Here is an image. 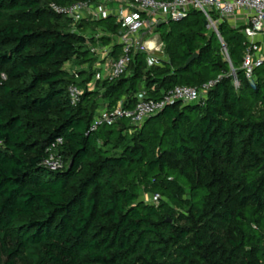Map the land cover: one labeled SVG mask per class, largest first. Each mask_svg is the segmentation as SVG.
I'll list each match as a JSON object with an SVG mask.
<instances>
[{
    "label": "trees",
    "instance_id": "1",
    "mask_svg": "<svg viewBox=\"0 0 264 264\" xmlns=\"http://www.w3.org/2000/svg\"><path fill=\"white\" fill-rule=\"evenodd\" d=\"M80 1L0 0V264H264V64L252 81L242 69L244 27L218 25L228 61L192 9L161 34L166 59L138 52L126 73L95 82L85 32L120 25L51 6ZM210 82L198 102L91 130L104 105ZM57 137L65 166L52 171L43 163Z\"/></svg>",
    "mask_w": 264,
    "mask_h": 264
},
{
    "label": "built area",
    "instance_id": "2",
    "mask_svg": "<svg viewBox=\"0 0 264 264\" xmlns=\"http://www.w3.org/2000/svg\"><path fill=\"white\" fill-rule=\"evenodd\" d=\"M51 6L56 13L66 15L74 22H95L112 17L120 25L116 37L122 52L118 57L114 56L112 45L92 49L95 54L99 49V54L103 57V62L99 61L95 69V82L103 78L113 79L126 73L133 54L138 52L148 55L150 65L158 63L160 58L156 54L160 51L164 52L163 43L149 41L148 37L156 31L159 23L180 21L192 9L204 13L208 27L217 33L228 61L230 58L227 47L218 25L223 21L230 23L242 11L245 22L234 25V27H244L242 32L248 41L242 69L252 81L254 69L264 64V56L260 55L264 41L257 40L264 35V0H86L69 6H59L55 3ZM213 84V82L205 84L203 89L179 85L168 90L161 98H150L146 91H141L137 103L132 108L125 107L122 101L113 107L109 105L101 107L94 117L91 130H97L103 124H113L122 118L130 119L134 124H141L146 118L160 112L171 103L200 101L203 93ZM234 85L236 88L241 85L236 76ZM82 92L81 88L71 86L73 104L78 103ZM63 143L64 139L57 137L47 148L48 156L43 164L52 171L61 170L65 166L60 155Z\"/></svg>",
    "mask_w": 264,
    "mask_h": 264
},
{
    "label": "rangeland",
    "instance_id": "3",
    "mask_svg": "<svg viewBox=\"0 0 264 264\" xmlns=\"http://www.w3.org/2000/svg\"><path fill=\"white\" fill-rule=\"evenodd\" d=\"M175 22H168L166 23L165 25H162V27L160 29H158L157 31H155L154 33H152L149 37H148V40L149 41H157V42H160L161 39V34L168 30L172 25H174ZM212 31L213 30H210V29H207L206 30V33H207V36H210L212 34ZM85 35H86V38L89 39V41H95V45L91 44L89 45V47H91V49L93 48H100L99 46H105L106 44H103L101 40H103L104 38H109V37H112L114 40H116L117 38L109 33V31H107L105 28L103 27H99V26H90V29L85 32ZM163 48H164V44H163ZM97 53L95 54L94 52V55H95V63L93 65V68L96 69L97 65H99L98 63L100 62H103L102 60V55L99 54V49L96 50ZM122 52V48H118V52L116 53V57H118ZM160 59H166V56H165V53L160 51L156 54ZM100 61V62H99ZM67 67L69 69H71L72 71H80L82 69H86V68H89V64L88 63H78L77 61H72L70 63L67 64ZM142 198L148 202H153L155 201V196H153V194H144L142 196Z\"/></svg>",
    "mask_w": 264,
    "mask_h": 264
},
{
    "label": "crops",
    "instance_id": "4",
    "mask_svg": "<svg viewBox=\"0 0 264 264\" xmlns=\"http://www.w3.org/2000/svg\"><path fill=\"white\" fill-rule=\"evenodd\" d=\"M245 22V19H244V15H243V12L241 11V12H239L238 14H237V16L234 18V19H232L231 21H230V25L231 26H233L234 27V25H236V24H243ZM99 27H102V26H99ZM116 37V36H115ZM117 38V37H116ZM160 39H161V37H160ZM257 40L258 41H264V35H262V36H260V37H258L257 38ZM161 42L163 43V41H162V39H161ZM116 44H118V41H117V39L116 40H112L109 44H106V45H112L113 47L114 46H116ZM164 44V43H163ZM119 45V44H118ZM118 48H120V47H117V49ZM260 55H262V56H264V48L260 51Z\"/></svg>",
    "mask_w": 264,
    "mask_h": 264
},
{
    "label": "water",
    "instance_id": "5",
    "mask_svg": "<svg viewBox=\"0 0 264 264\" xmlns=\"http://www.w3.org/2000/svg\"><path fill=\"white\" fill-rule=\"evenodd\" d=\"M168 23V22H166ZM165 23H159V26H162ZM206 25L208 26V21H206ZM198 56L197 53L193 54L191 57H189V59L187 60L185 67H187L196 57Z\"/></svg>",
    "mask_w": 264,
    "mask_h": 264
}]
</instances>
